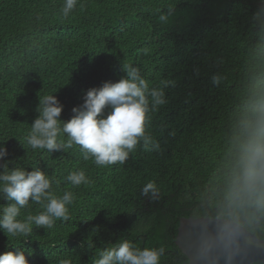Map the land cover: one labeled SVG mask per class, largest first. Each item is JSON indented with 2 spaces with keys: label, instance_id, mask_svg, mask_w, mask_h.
Returning a JSON list of instances; mask_svg holds the SVG:
<instances>
[{
  "label": "trees",
  "instance_id": "16d2710c",
  "mask_svg": "<svg viewBox=\"0 0 264 264\" xmlns=\"http://www.w3.org/2000/svg\"><path fill=\"white\" fill-rule=\"evenodd\" d=\"M63 3L0 0L5 159L10 168H41L53 192L75 197L67 222L33 225L26 237L0 231V253L22 248L31 252L29 264H93L127 239L163 248L159 264H182L179 219L200 217L229 220L264 240V192L236 196L241 147L264 100V39L254 19L260 0H77L68 17ZM125 64L150 87L173 82L145 125L159 150L145 151L141 142L125 163L98 167L77 145L52 153L27 145L38 95L55 94L67 121L86 90L116 82ZM80 169L91 182L72 187L64 178ZM150 181L160 190L155 200L141 194ZM42 210L30 201L18 218Z\"/></svg>",
  "mask_w": 264,
  "mask_h": 264
},
{
  "label": "clouds",
  "instance_id": "9594fccd",
  "mask_svg": "<svg viewBox=\"0 0 264 264\" xmlns=\"http://www.w3.org/2000/svg\"><path fill=\"white\" fill-rule=\"evenodd\" d=\"M260 3L254 19L259 24L258 35L264 39V0ZM76 5L77 0H64L62 15L68 17ZM122 71L125 75L116 82L106 81L100 87L86 90L83 103L72 108L73 115L67 121L60 118L64 106L55 94L38 95V115L25 137L27 145L34 151L50 153L67 152L77 145L83 159L92 158L98 167L125 163L141 142L145 151L159 150V143L146 132L145 125L150 119L148 114L166 103L163 89L173 82L162 80L160 85L150 87L139 68L125 64ZM213 80L216 82L215 77ZM4 142H0V200L8 203L0 204V231L7 237H26L32 233L33 225L47 230L53 228L57 220L69 221L68 206L75 200L73 192L57 195L51 190V178L39 167L32 171L19 166L10 168L13 161L5 159L8 150ZM238 166L237 198L264 192V100L249 126ZM64 179L72 187L91 182L83 169L70 172ZM159 192L156 183L150 181L141 194L155 200ZM30 201L43 210L19 219L21 209L27 208ZM163 251V248L141 249L121 239L101 250L93 264H159ZM28 255L31 252L26 253L22 248L6 251L0 253V264H29ZM60 264H71V260H61Z\"/></svg>",
  "mask_w": 264,
  "mask_h": 264
},
{
  "label": "water",
  "instance_id": "95a60500",
  "mask_svg": "<svg viewBox=\"0 0 264 264\" xmlns=\"http://www.w3.org/2000/svg\"><path fill=\"white\" fill-rule=\"evenodd\" d=\"M175 245L182 264L264 263V240L225 219L180 218Z\"/></svg>",
  "mask_w": 264,
  "mask_h": 264
}]
</instances>
